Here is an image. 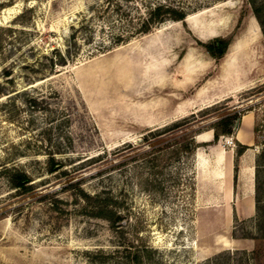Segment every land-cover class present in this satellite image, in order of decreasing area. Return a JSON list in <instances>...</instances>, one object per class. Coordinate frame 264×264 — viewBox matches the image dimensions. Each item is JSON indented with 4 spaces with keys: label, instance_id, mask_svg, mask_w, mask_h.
<instances>
[{
    "label": "rangeland",
    "instance_id": "374dc122",
    "mask_svg": "<svg viewBox=\"0 0 264 264\" xmlns=\"http://www.w3.org/2000/svg\"><path fill=\"white\" fill-rule=\"evenodd\" d=\"M158 4L185 19L149 23ZM253 4L264 0H0V264H127L136 249L149 264H264V37ZM220 38L230 46L213 57L205 45ZM247 114L262 211L226 222L214 208L225 175L209 174L228 178L225 147L240 180L239 143L197 136L231 116L235 132ZM186 139L195 154L173 157ZM51 158L61 171L48 173ZM11 168L31 177V192L11 186ZM80 190L108 200L121 227L92 216Z\"/></svg>",
    "mask_w": 264,
    "mask_h": 264
},
{
    "label": "trees",
    "instance_id": "16d2710c",
    "mask_svg": "<svg viewBox=\"0 0 264 264\" xmlns=\"http://www.w3.org/2000/svg\"><path fill=\"white\" fill-rule=\"evenodd\" d=\"M253 13L261 25L262 35L264 37V4H253L252 6ZM149 23H159L163 22L164 19L169 18L174 21H182L185 19L186 15L183 11H175L170 8H167L164 4H158L155 8L151 10ZM230 40L227 38L217 39L215 42L211 44L205 45L206 51L212 55L213 57H223L229 46ZM6 75L10 76V72H6ZM237 119V116H231L224 118L213 125H211L210 129L214 131V141L217 142L221 137L232 136L234 135V125L232 124L233 120ZM236 130V129H235ZM199 145L195 142L194 139H186L176 150L175 155L180 156L181 154L192 156L195 154ZM247 147L239 144V150L237 151V156L242 155L246 151ZM63 168L62 164L56 162L55 158H51L48 162V173L53 174L58 171H61ZM8 173V179L11 186L23 193H29L33 190V185L31 177L23 170H19L17 168H11L6 170ZM82 199L91 207V215L94 217L102 218L107 220L113 229H118L121 226H117L118 223L121 222L120 216L117 212L111 208L110 202L106 199H101L100 197L90 196L83 190H80ZM264 209V208H263ZM262 211L261 203L258 198V193L256 194V213L260 215ZM260 217V216H259ZM264 217L261 216L262 219ZM146 253V254H144ZM149 251L147 249L140 251L138 249L134 251H128V256L126 259L127 264H149L148 258Z\"/></svg>",
    "mask_w": 264,
    "mask_h": 264
},
{
    "label": "crops",
    "instance_id": "0c3cea01",
    "mask_svg": "<svg viewBox=\"0 0 264 264\" xmlns=\"http://www.w3.org/2000/svg\"><path fill=\"white\" fill-rule=\"evenodd\" d=\"M247 119V122L245 123ZM244 131V141L239 140L240 133ZM202 138L203 140H199ZM235 139L240 145L247 147L246 151L239 156V166L237 167L239 170L240 180L238 178V182L236 183L234 177V150L232 152H227V149L223 147V153L230 154L229 158H225V170L226 167L229 170V176L226 177V174H223L222 171H214L209 174L210 181L221 178L225 175V189L222 192L221 200L214 206L216 209H222L225 211L226 222L228 221V217L231 218V222L236 217L239 221L250 220L256 215V191L254 184V163H255V154L252 152V148L255 145L254 139V117L252 114L244 115L241 118V121L232 137ZM198 143L207 144L209 142H214V132L207 131L201 133L197 136ZM224 157L222 159L216 160L215 164L219 168L224 165ZM219 158V157H218ZM228 160V162H227ZM228 163V164H227ZM239 194V196H238ZM227 227H228V223ZM218 242V241H217ZM219 243V242H218ZM238 246L240 243L238 241L229 240V246Z\"/></svg>",
    "mask_w": 264,
    "mask_h": 264
},
{
    "label": "bare ground",
    "instance_id": "6f19581e",
    "mask_svg": "<svg viewBox=\"0 0 264 264\" xmlns=\"http://www.w3.org/2000/svg\"><path fill=\"white\" fill-rule=\"evenodd\" d=\"M247 122V119L245 121V123ZM239 140L241 141H244V131H242L239 135ZM217 241L220 243V244H223V245H228L229 244V240L225 237H218Z\"/></svg>",
    "mask_w": 264,
    "mask_h": 264
},
{
    "label": "built area",
    "instance_id": "2783aa9c",
    "mask_svg": "<svg viewBox=\"0 0 264 264\" xmlns=\"http://www.w3.org/2000/svg\"><path fill=\"white\" fill-rule=\"evenodd\" d=\"M225 143H226L227 145L235 146V143H234L233 138H226V139H225Z\"/></svg>",
    "mask_w": 264,
    "mask_h": 264
}]
</instances>
